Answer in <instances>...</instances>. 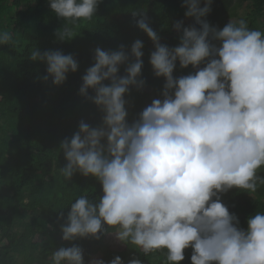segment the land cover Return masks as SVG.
<instances>
[{
    "label": "clouds",
    "instance_id": "1",
    "mask_svg": "<svg viewBox=\"0 0 264 264\" xmlns=\"http://www.w3.org/2000/svg\"><path fill=\"white\" fill-rule=\"evenodd\" d=\"M45 2L65 21L54 32L59 41L74 38L79 22L94 19L102 6L101 0ZM201 3L182 0L184 17L194 23H173L180 33L173 47L160 42L144 10L131 11L154 47L151 67L143 69V42L136 39L126 51L123 21L110 24L107 17L92 41L113 50L94 49V63L79 88L68 74L79 67L73 54L32 48L28 59L38 61L39 70L46 68L42 80L52 81L44 104L48 95L66 91L71 104L64 111L78 107L81 95L102 113L96 126L80 120L57 148L65 160L59 167L65 181L76 173L91 176L102 192L98 199L80 195L66 214H58L57 220L64 221L61 241L99 240L107 233L145 256L166 249L169 264L183 261L188 248V264H264V212L249 216L242 228L221 200L234 187L249 194L264 185L258 172L264 168V33L250 29L244 19L218 29L205 19L212 0ZM14 43L12 33L0 31V46ZM177 62L195 71L175 77ZM146 72L164 78L162 98L153 99L129 122L126 96L132 88L142 90ZM50 264H85L83 249L75 243L61 246L52 252ZM87 264L125 261L117 255ZM127 264L143 262L134 254Z\"/></svg>",
    "mask_w": 264,
    "mask_h": 264
},
{
    "label": "trees",
    "instance_id": "2",
    "mask_svg": "<svg viewBox=\"0 0 264 264\" xmlns=\"http://www.w3.org/2000/svg\"><path fill=\"white\" fill-rule=\"evenodd\" d=\"M28 1L0 0V31L12 33L15 41L14 45L0 46V241H4L0 245V264H50L55 249L72 243L82 247L85 264L92 258L107 262L117 255L127 264L134 254L143 264H169L166 249L145 256L139 248L125 246L107 233L99 240L88 237L61 241L60 224L64 221L57 220L58 214H66L70 203L80 195L98 199L102 192L91 176L76 173L71 182L65 181L59 172L65 160L57 148L64 137H70L78 129L80 120L96 126L102 113L81 95L78 107L64 111L71 104L66 91L53 97L48 95L47 105L44 104L42 100L50 89L51 77L42 80L46 68L39 70L38 61H31L28 56L33 47L41 52L58 49L73 54L79 67L75 73L68 74L72 73L70 81L79 88L82 75L94 63V49L113 50L92 41L105 26L103 21L107 17L110 24L123 21L129 42L124 44L126 51L136 39L143 42L142 69L147 64L151 67L149 54L154 47L146 33L136 26L131 11L144 10L160 42L169 47L179 43L180 33L173 29V23L182 20L187 26L194 23L193 18L184 17L186 8L181 7L182 0H101L102 6L94 19L80 21L74 38L59 41L54 32L65 21L51 11L45 0H35L32 6ZM244 4L247 12L239 17L236 10ZM228 18L244 19L250 29L262 31L264 0H212L211 12L205 17L210 25L222 28ZM194 71L191 65L180 68L177 62L173 75L179 77ZM123 72L124 65L120 67V74ZM142 78L146 81L142 90L132 88L126 96L129 122L153 99L162 98L164 78L148 72ZM89 94H94L91 89ZM258 172L264 175V168ZM221 200L237 215L239 226L246 228L249 216L256 211L264 212V185L249 194L234 187L223 193ZM191 252V248L185 249V259L178 264H188Z\"/></svg>",
    "mask_w": 264,
    "mask_h": 264
},
{
    "label": "rangeland",
    "instance_id": "3",
    "mask_svg": "<svg viewBox=\"0 0 264 264\" xmlns=\"http://www.w3.org/2000/svg\"><path fill=\"white\" fill-rule=\"evenodd\" d=\"M233 3H234V1L230 5H232ZM202 4H203V0H202ZM245 12H247V6H245V4L241 8L236 10V13L238 14L239 17L244 16ZM235 20H236V18H234V20L232 18H228V21H235ZM262 25L264 26V20H263ZM262 33H264V29L262 30Z\"/></svg>",
    "mask_w": 264,
    "mask_h": 264
}]
</instances>
